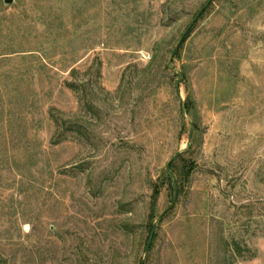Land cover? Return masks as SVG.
I'll use <instances>...</instances> for the list:
<instances>
[{"label": "rangeland", "instance_id": "1", "mask_svg": "<svg viewBox=\"0 0 264 264\" xmlns=\"http://www.w3.org/2000/svg\"><path fill=\"white\" fill-rule=\"evenodd\" d=\"M206 1L0 0V264H264V0L172 56Z\"/></svg>", "mask_w": 264, "mask_h": 264}, {"label": "water", "instance_id": "2", "mask_svg": "<svg viewBox=\"0 0 264 264\" xmlns=\"http://www.w3.org/2000/svg\"><path fill=\"white\" fill-rule=\"evenodd\" d=\"M214 0H207L204 5L200 8V10L196 13V15L193 17V19L191 20V22L189 23L187 29L185 30V32L183 33V35L181 36L176 48L173 50L172 52V56L175 54L177 48L180 46V44L182 43V41L184 40L186 34L189 32V30L192 28V26L196 23V21L200 18V16L203 14V12L206 10V8L210 5V3H212ZM10 2V0H9ZM171 69V68H170ZM190 140V138H189ZM180 152L176 153L165 165V171L166 173L171 177L172 181H173V185H174V196L172 199L171 204L169 205V207H167V209L160 215L158 220H162V218L174 207L176 199H177V178L174 174V172L171 170V164L173 163V161L175 159H177L180 156ZM157 224H154L151 227L145 248H144V254L149 250V247L152 243V239H153V235L155 233ZM139 264H144V260L141 259Z\"/></svg>", "mask_w": 264, "mask_h": 264}, {"label": "trees", "instance_id": "3", "mask_svg": "<svg viewBox=\"0 0 264 264\" xmlns=\"http://www.w3.org/2000/svg\"><path fill=\"white\" fill-rule=\"evenodd\" d=\"M172 165V164H171ZM171 167V166H170Z\"/></svg>", "mask_w": 264, "mask_h": 264}]
</instances>
